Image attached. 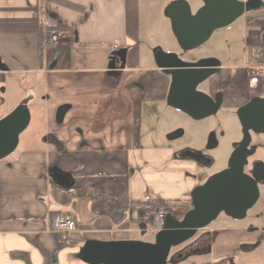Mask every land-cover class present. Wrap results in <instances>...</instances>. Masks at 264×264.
I'll return each instance as SVG.
<instances>
[{"label":"crops","instance_id":"crops-1","mask_svg":"<svg viewBox=\"0 0 264 264\" xmlns=\"http://www.w3.org/2000/svg\"><path fill=\"white\" fill-rule=\"evenodd\" d=\"M141 9L142 0H0V85L10 84L17 104L31 97L30 121L0 160V264H86L77 254L87 240L148 241L140 236L157 230L144 198L187 201L200 183L196 165L175 157L196 147L177 142L180 129L161 139L149 121L160 110L187 115L166 103L171 79L154 63ZM50 27L61 28L51 32L59 34L55 43L41 35ZM256 30L245 25L244 34ZM119 50L124 66L110 73L109 57ZM222 65L212 88L221 86L229 64ZM229 95L225 107L238 102ZM53 168L68 185L50 176ZM57 213L75 219L66 240L51 229ZM215 243V253L191 254L236 264L228 255L239 240Z\"/></svg>","mask_w":264,"mask_h":264},{"label":"water","instance_id":"water-1","mask_svg":"<svg viewBox=\"0 0 264 264\" xmlns=\"http://www.w3.org/2000/svg\"><path fill=\"white\" fill-rule=\"evenodd\" d=\"M200 3L195 10L192 5ZM244 2L236 0H167L161 9L164 20L182 53L191 52L206 43L213 32L226 27L243 15ZM251 9H261V5ZM157 68L170 76L171 82L166 103L195 120L211 115L217 104L205 93L196 90L199 83L216 72L219 61L202 58L194 62L182 60L176 53L156 47L152 50ZM125 52L114 51L107 64L110 73L124 66ZM4 66L0 60V69ZM23 98L9 113L0 118V160L9 156L17 147L19 135L30 121L28 102ZM264 104V99L253 98L238 111L241 122L253 120L254 108ZM192 153L197 157L184 156ZM201 153L183 149L176 157L198 162ZM202 156V155H201ZM243 158L234 151L229 167L209 176L190 193L191 208L178 219L167 214L153 241L143 240H87L77 257L86 264H167L170 250L190 240L195 232L208 226L220 212L241 218L254 204L257 189L254 181L242 173ZM50 176L57 182L69 184L68 177L58 169H50ZM190 253L175 255L174 261Z\"/></svg>","mask_w":264,"mask_h":264},{"label":"flooded vegetation","instance_id":"flooded-vegetation-1","mask_svg":"<svg viewBox=\"0 0 264 264\" xmlns=\"http://www.w3.org/2000/svg\"><path fill=\"white\" fill-rule=\"evenodd\" d=\"M244 2L243 17L244 21L251 22L246 24L247 28H257L253 33L244 34V48L246 58L242 64H229L227 66L226 74L223 75L220 87L212 88L210 81L217 76L223 65L219 61L216 67V72L210 75L207 79L199 83L196 90L208 95L217 104L216 110L206 117L216 116L218 113L221 117L232 116L234 122L219 121L213 123L217 126L216 129L211 128L205 140L203 148L182 147L176 153L183 149L189 148L201 153L198 162L193 159H185L177 157L180 160L192 161L201 177L200 184L214 173L229 167V160L234 151H239V158H243L242 173L251 178L257 189V198L254 204L245 212L241 218H233L224 212H220L217 217L205 228L199 229L194 236L178 247V253H207L215 250V239L219 236L230 238H237L239 244L237 247L239 251L247 252L257 250L264 242V104L256 106L252 112L253 120H245L241 122L238 117V111L244 107L253 98L264 99V67L257 75L250 73L251 69L260 65L259 61L255 59V50L259 44V38L264 33V0H236ZM200 6V3H198ZM261 5V9H251ZM196 9V8H195ZM194 9V10H195ZM254 24H258L254 26ZM207 85V86H204ZM202 87H207L202 89ZM229 95L231 101L238 102L235 105L225 107V95ZM3 98L0 95V105L3 103ZM3 115L2 117H4ZM0 117V118H2ZM187 117H189L187 115ZM193 119L192 117H189ZM205 118V117H204ZM194 120V119H193ZM229 145V152L227 154L225 165L221 169L212 170L205 176L203 171H207L214 167L217 163L218 153L222 144ZM175 153V155H176ZM184 156L197 157L192 153H183ZM176 157V156H175ZM191 202V200H190ZM251 210H253L251 212ZM254 212L251 221L253 225H242L239 221L245 220L250 213ZM184 214V213H183ZM183 216V215H182ZM181 216V217H182ZM223 216L228 221L234 223L232 226H223L222 228H214L211 224L219 217ZM234 235V236H233ZM176 247V248H177Z\"/></svg>","mask_w":264,"mask_h":264},{"label":"rangeland","instance_id":"rangeland-1","mask_svg":"<svg viewBox=\"0 0 264 264\" xmlns=\"http://www.w3.org/2000/svg\"><path fill=\"white\" fill-rule=\"evenodd\" d=\"M152 2H148V0H142V26L148 29V33L153 35V39L150 41V44L161 49H169L175 48L172 53H176L182 60L194 62L202 58H215L220 61L221 64H242L246 58L245 46H244V27L246 24H251V22H245L243 17L238 18L232 24L219 28L213 32L209 40L198 47L197 49L188 52L182 53L178 47V44L173 37L169 22L163 19L161 15V7L163 3L167 0H151ZM194 4L192 5V9L194 10ZM264 33L261 34V36ZM155 47V48H156ZM10 84L8 82L0 85V94L3 96V103L0 105V112H7L8 110H12L14 106L17 105V94L16 92L8 93ZM155 115L150 119V123L156 125L157 130L159 131V135H161V139H165L166 135H168L172 130L180 129L182 131L181 135H177V142L179 144H190L195 146L196 148H203L205 144V140L209 134V130L211 128L216 129L218 131L217 126H213V123L219 121H228L234 122L232 116L221 117V114H217L213 117H205L199 120H193L187 116L180 114V116H174L170 110H166L160 113L158 111H154ZM172 124L175 125V128H171ZM173 125V126H174ZM173 134V132L171 133ZM229 152V145L226 143L222 144V147L218 153L217 163L214 167L207 169V171H203V173L208 175L212 170L221 169L225 165V160L227 154ZM157 209H161L165 211L167 214L171 213L175 218L180 219L184 213V208L174 207V208H165V207H156ZM253 210H251L252 212ZM254 216V212L250 213L245 220L239 221V224L242 225H253L255 224L251 218ZM234 224L228 221L223 216H219L211 226L214 228H222L223 226H232ZM155 233H147L144 236H140L141 238L152 241ZM234 236V235H233ZM231 237V236H230ZM262 246L255 251V254L245 253L242 254L239 252V248L234 245H231L229 259L236 264L239 263V259H244L247 264H264V242L261 243ZM216 246H219L216 243ZM215 246V250L218 248ZM220 252H224V248H222ZM214 250V253H215ZM178 247H172L170 250V254L168 257L167 264H172L177 255ZM217 252V251H216ZM227 252V251H225ZM224 252V253H225ZM217 255V254H216ZM216 255L214 256L217 259ZM242 255V256H241ZM254 255V256H253ZM183 262L180 264H194L196 260L200 262V264H209V257L204 255H193L188 256ZM255 257V258H254ZM229 262V261H228ZM227 264H230L227 263Z\"/></svg>","mask_w":264,"mask_h":264},{"label":"built area","instance_id":"built-area-1","mask_svg":"<svg viewBox=\"0 0 264 264\" xmlns=\"http://www.w3.org/2000/svg\"><path fill=\"white\" fill-rule=\"evenodd\" d=\"M58 32H53L50 35L49 42L55 43L58 40ZM255 59L260 65L251 69L250 73L257 75L264 67V35L259 38V44L255 50ZM153 199L149 196L144 198L145 210L149 213V218L152 220L155 230L161 229L167 213L153 206ZM51 229L57 233L62 240H66L68 236L76 230V222L72 214L57 213L51 217Z\"/></svg>","mask_w":264,"mask_h":264},{"label":"trees","instance_id":"trees-1","mask_svg":"<svg viewBox=\"0 0 264 264\" xmlns=\"http://www.w3.org/2000/svg\"><path fill=\"white\" fill-rule=\"evenodd\" d=\"M61 28H54L50 27L47 28L44 32L42 31L41 35L43 37L46 35H50L52 31H57L60 30ZM63 30V28H62ZM153 206L156 207H165V208H174V207H180L184 208V213L191 208V202L190 200H177V199H154L153 200Z\"/></svg>","mask_w":264,"mask_h":264}]
</instances>
